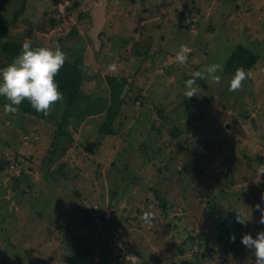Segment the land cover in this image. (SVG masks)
Listing matches in <instances>:
<instances>
[{
	"label": "rangeland",
	"instance_id": "rangeland-1",
	"mask_svg": "<svg viewBox=\"0 0 264 264\" xmlns=\"http://www.w3.org/2000/svg\"><path fill=\"white\" fill-rule=\"evenodd\" d=\"M24 6L5 40L82 54L85 81L62 129V106L45 118L19 106L12 115L0 96V264H123L105 227L146 264H255L247 248L225 261L214 232L219 214L234 210L264 231V162L247 159L264 158V0H0V32ZM239 43L259 60L230 92L235 72L224 67ZM181 45L190 49L184 65L175 61ZM7 59L0 54V69ZM211 64L223 66L219 82L205 71ZM197 71V95L186 98ZM118 73L129 79L126 99L117 133L103 135L106 77ZM149 210L151 224L141 219Z\"/></svg>",
	"mask_w": 264,
	"mask_h": 264
},
{
	"label": "trees",
	"instance_id": "trees-1",
	"mask_svg": "<svg viewBox=\"0 0 264 264\" xmlns=\"http://www.w3.org/2000/svg\"><path fill=\"white\" fill-rule=\"evenodd\" d=\"M24 9L25 6L24 8L15 12L14 20L5 21L4 18L1 17L3 30L0 32V54L8 59L15 58L22 51V42L8 41L5 40V38L10 32V26L15 23V21L18 19V16ZM49 19L51 24H56L57 19L55 17L49 16ZM32 47L37 48L40 46L32 45ZM258 60V53H256L248 45L239 43L231 53L228 60L226 61L224 70L227 73H232L235 72L236 68L243 67L246 71H251L256 66ZM106 78L110 91V105L107 108L106 119L100 126V133H102L103 135L117 133V130L113 127V124L115 122L117 114L119 113L122 107V104L125 102L126 97L123 94L125 88L129 84V79L127 75L119 73L109 74ZM56 81L58 82L60 91L63 93L64 96V100L61 103L57 104L59 106H62L64 109L63 119L60 122L62 129L64 122L68 121V118H71L74 107L79 106L81 104V99H83L82 86L85 81V67L82 54L76 57H70L67 55V60L64 66L61 68L58 76L56 77ZM19 108L20 110L28 112L38 118L46 117L42 113L36 112L27 100L22 102ZM93 110L94 109L92 101V104H90L88 108L86 107L84 113L80 114V116L82 115L84 117L88 114V112H92ZM255 158L261 162H264V158L261 155H257L255 157H247L249 161H252ZM154 195L159 199V205L163 208V211L167 216L170 212L171 206L169 204L168 199L162 197V195L157 190H155ZM237 211L243 214V212L239 210H234L226 216H222V214H219V220L216 223L217 225L215 227L214 237L217 239V241L222 247V250L225 254V261H228L231 257H239L242 252L246 249V247H244L241 243V239L245 234H251L254 238L257 236V234L255 233V229L251 225L249 220L246 224L237 223ZM105 229L114 239V244L118 249L117 258L120 262H122L123 264H133L130 260L126 258L125 253H135L139 256L140 260H142L141 252L139 251L137 246H134L133 243H130L121 235L116 236L117 229L111 230L106 227ZM232 236H235V242L231 240ZM195 237V235L189 234L187 239L188 241L194 242ZM203 239L207 240L208 237H204ZM200 244L202 245L203 241H201ZM215 251V248L206 246L203 251V255L207 257H213L215 255Z\"/></svg>",
	"mask_w": 264,
	"mask_h": 264
},
{
	"label": "clouds",
	"instance_id": "clouds-1",
	"mask_svg": "<svg viewBox=\"0 0 264 264\" xmlns=\"http://www.w3.org/2000/svg\"><path fill=\"white\" fill-rule=\"evenodd\" d=\"M190 49L186 45H181L180 50L175 56V61L181 65L187 64L188 53ZM67 60V54L62 51L59 45L55 48L37 47L33 48L26 38L22 44V52L14 61L3 69H0V96L8 101L4 105V112L15 115L18 112V106L27 100L36 112L48 116L54 105L64 100L63 93L60 91L56 77ZM109 72L117 71V65L111 64L107 69ZM207 74L215 82L220 81V76L216 75L218 71H223L220 64H211L205 68ZM191 78L185 81L186 98H192L197 95V89L194 87L197 78L203 79L201 72L197 71L189 75ZM250 70L246 71L243 67L235 70L230 80L229 91L236 92L242 89L243 83L251 78ZM258 174H264V165L258 168ZM264 200V195L261 197ZM256 210L261 212L260 224H264V208L261 204L256 205ZM141 219L151 224L154 219L152 211H144ZM249 218L237 211V223L246 224ZM235 242V236L231 237ZM241 243L244 247L252 250L255 256V264H264V231H261L254 238L251 234H245Z\"/></svg>",
	"mask_w": 264,
	"mask_h": 264
},
{
	"label": "built area",
	"instance_id": "built-area-1",
	"mask_svg": "<svg viewBox=\"0 0 264 264\" xmlns=\"http://www.w3.org/2000/svg\"><path fill=\"white\" fill-rule=\"evenodd\" d=\"M13 167V165H12ZM126 258L131 261L133 264H143L144 262L140 260L139 256L135 253H125Z\"/></svg>",
	"mask_w": 264,
	"mask_h": 264
},
{
	"label": "water",
	"instance_id": "water-1",
	"mask_svg": "<svg viewBox=\"0 0 264 264\" xmlns=\"http://www.w3.org/2000/svg\"><path fill=\"white\" fill-rule=\"evenodd\" d=\"M4 164H5V160L0 158V171H1L2 167L4 166Z\"/></svg>",
	"mask_w": 264,
	"mask_h": 264
},
{
	"label": "crops",
	"instance_id": "crops-1",
	"mask_svg": "<svg viewBox=\"0 0 264 264\" xmlns=\"http://www.w3.org/2000/svg\"><path fill=\"white\" fill-rule=\"evenodd\" d=\"M101 19V18H100ZM100 21L98 19H96V23H99ZM145 263V261H143Z\"/></svg>",
	"mask_w": 264,
	"mask_h": 264
}]
</instances>
